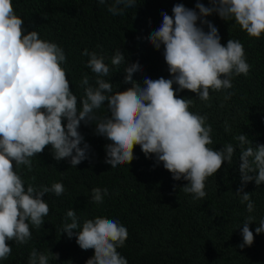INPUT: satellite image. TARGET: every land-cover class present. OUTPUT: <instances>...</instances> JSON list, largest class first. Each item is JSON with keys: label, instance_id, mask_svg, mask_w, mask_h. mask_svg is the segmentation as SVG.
I'll return each instance as SVG.
<instances>
[{"label": "clouds", "instance_id": "obj_1", "mask_svg": "<svg viewBox=\"0 0 264 264\" xmlns=\"http://www.w3.org/2000/svg\"><path fill=\"white\" fill-rule=\"evenodd\" d=\"M210 3L211 8L197 2L195 9L178 3L172 8V16L161 13L162 23L150 34L149 42L157 51L163 46L170 79L146 77L141 84L133 80V74L142 71L141 66L138 62L128 64L124 83L131 87L113 92V84L105 79L110 73L105 57L85 49L82 55L89 57L86 67L95 80L90 83L88 74L83 75L80 85L85 95L78 104L64 67V49L42 40L37 31L25 34L24 20L15 13L12 0H0V260H6L12 252L9 241L26 244L32 237L31 227L43 225L50 211L43 199L45 194L60 196L65 191L59 182L50 188H37L31 183L25 187L16 169L23 165L31 170L32 158L48 146L57 161L69 159L72 167L88 159L90 146L83 143L78 131L82 121H95L96 134L111 141L105 145V163L111 168L131 164L138 145L146 158L154 155L173 180L188 182L182 188L184 193L196 200L206 197V181L225 162L232 163L236 149L231 143L221 150L210 148L212 127L207 115L192 112L194 100L179 98L177 92L188 90L206 102L210 90L231 89L234 76H246L250 71L244 45L233 39L223 45L218 29L205 17L215 12L223 20H234L249 37L259 39L264 35V0ZM135 6L136 0H114L107 10L123 15L125 9ZM198 21L207 25V32ZM122 62L126 63V57L117 50L111 63L119 66ZM105 102L111 116L98 117L96 110ZM230 130L226 122L225 131ZM234 139L239 142L241 178L235 194L252 212V193L245 192L244 186L253 181L257 187L264 185V145L253 146L245 134ZM106 195L107 189L94 188L91 200L102 204ZM68 219L71 222H65L63 233L69 238L75 234L82 250H94L86 264H128L117 251L128 238L127 228L118 220L97 217L81 226L76 211L71 209L66 213ZM253 222L252 216L243 222L240 248L253 244L249 228ZM255 233H264V219ZM51 256L59 259V254ZM28 264H49V255L32 249Z\"/></svg>", "mask_w": 264, "mask_h": 264}, {"label": "trees", "instance_id": "obj_2", "mask_svg": "<svg viewBox=\"0 0 264 264\" xmlns=\"http://www.w3.org/2000/svg\"><path fill=\"white\" fill-rule=\"evenodd\" d=\"M211 8L210 0H136V6L125 9L123 15H113L107 9L114 0H12L15 13L24 20L25 34L37 31L42 40L61 46L66 54L64 67L70 88L79 99L84 97L80 81L85 73L94 83L95 75L86 67L89 57L82 55L87 49L105 57L110 68L108 77L113 92L125 91L124 83L128 64L139 63L142 71L133 74V80L170 79L164 59V48L157 51L149 42L150 34L162 23V12L172 16L175 4L195 9L196 3ZM204 19L210 21L226 46L229 39L244 45L249 73L234 76L232 88L213 92L210 99L201 101L195 93L178 91L179 98L194 100L191 111L207 115L212 127L214 150L226 144L236 149L233 161L225 162L221 169L206 181V197L193 199L182 188L188 183L175 181L155 156L146 158L140 146H135V159L131 164L111 168L105 163V145L111 143L95 132V121L80 124L78 131L83 143L90 148L85 159L72 167L69 159L57 161L51 146L32 158V168L19 166L18 173L34 187H51L62 183L64 193L45 194L49 214L40 228L31 227L32 237L26 244L9 241L12 252L0 264H28L32 249L49 255V264H86L94 250H82L76 236L63 233L66 213L75 210L80 224L88 219L105 217L118 220L128 230L125 245L117 251L128 264H264V233L257 235L256 227L264 219V185L249 182L244 191L252 193V212L247 203H241L235 193L241 187L239 172L240 148L235 136L245 134L253 146L264 145V35L259 39L247 35L234 20H223L218 14ZM207 32V25H200ZM121 50L126 63L114 66L112 57ZM174 89L178 85H173ZM230 97L225 99V97ZM98 117L111 116L107 102L96 110ZM227 122L230 131H225ZM66 125V121H64ZM83 143L81 147H83ZM247 147V146H246ZM14 163V162H13ZM34 177V179H33ZM175 186V187H174ZM107 189L102 204L92 202V189ZM254 242L240 248L243 243V222L249 217ZM79 230V229H77ZM77 230H73L75 233ZM52 254H59L55 260Z\"/></svg>", "mask_w": 264, "mask_h": 264}]
</instances>
